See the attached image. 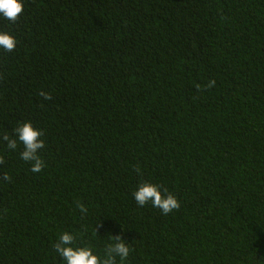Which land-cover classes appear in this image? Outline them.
Listing matches in <instances>:
<instances>
[{"label": "trees", "instance_id": "trees-1", "mask_svg": "<svg viewBox=\"0 0 264 264\" xmlns=\"http://www.w3.org/2000/svg\"><path fill=\"white\" fill-rule=\"evenodd\" d=\"M0 31L17 40L0 49V264H63V231L101 257L122 237L126 264H264V0H24ZM142 182L180 207L139 206Z\"/></svg>", "mask_w": 264, "mask_h": 264}, {"label": "clouds", "instance_id": "clouds-1", "mask_svg": "<svg viewBox=\"0 0 264 264\" xmlns=\"http://www.w3.org/2000/svg\"><path fill=\"white\" fill-rule=\"evenodd\" d=\"M24 11V0H0V18L9 21H16ZM17 40L9 32L0 31V49L13 51L16 48ZM18 140L24 145L21 157L25 161L32 162V172L39 173L44 167L43 161L38 156V150L44 148L45 142L41 137L42 130L34 127L31 121L23 123L16 129ZM17 141H10L9 148H15ZM134 199L139 206L151 204L159 208L164 214L172 212L180 207V202L176 196L163 189L162 186L142 182L133 193ZM81 211L86 209L81 206ZM76 234L71 231H63L59 234L54 245L56 253L63 257V264H117L116 258L119 257L120 264H126L131 253V248L122 237L112 235L111 239L115 242L106 257L98 255L92 247L80 246L75 243Z\"/></svg>", "mask_w": 264, "mask_h": 264}]
</instances>
